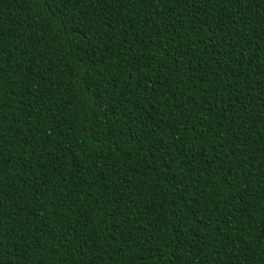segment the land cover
I'll use <instances>...</instances> for the list:
<instances>
[{
	"label": "trees",
	"instance_id": "16d2710c",
	"mask_svg": "<svg viewBox=\"0 0 264 264\" xmlns=\"http://www.w3.org/2000/svg\"><path fill=\"white\" fill-rule=\"evenodd\" d=\"M0 264H264V0H0Z\"/></svg>",
	"mask_w": 264,
	"mask_h": 264
}]
</instances>
